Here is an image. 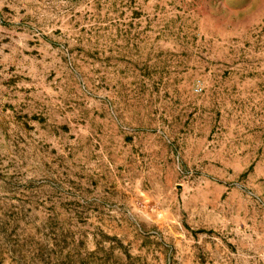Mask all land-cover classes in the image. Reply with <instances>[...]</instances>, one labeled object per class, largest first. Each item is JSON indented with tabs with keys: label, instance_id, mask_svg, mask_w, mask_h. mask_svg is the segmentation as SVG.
I'll list each match as a JSON object with an SVG mask.
<instances>
[{
	"label": "rangeland",
	"instance_id": "374dc122",
	"mask_svg": "<svg viewBox=\"0 0 264 264\" xmlns=\"http://www.w3.org/2000/svg\"><path fill=\"white\" fill-rule=\"evenodd\" d=\"M0 264H264V0H0Z\"/></svg>",
	"mask_w": 264,
	"mask_h": 264
}]
</instances>
